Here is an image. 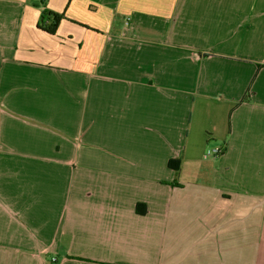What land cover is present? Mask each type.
Returning a JSON list of instances; mask_svg holds the SVG:
<instances>
[{
	"label": "crops",
	"instance_id": "obj_1",
	"mask_svg": "<svg viewBox=\"0 0 264 264\" xmlns=\"http://www.w3.org/2000/svg\"><path fill=\"white\" fill-rule=\"evenodd\" d=\"M0 264H264V0H0Z\"/></svg>",
	"mask_w": 264,
	"mask_h": 264
},
{
	"label": "trees",
	"instance_id": "obj_2",
	"mask_svg": "<svg viewBox=\"0 0 264 264\" xmlns=\"http://www.w3.org/2000/svg\"><path fill=\"white\" fill-rule=\"evenodd\" d=\"M61 16L57 14H44L41 18V21L38 23L40 29L44 30L49 34H55L58 28V25L61 21ZM50 22V23H48ZM48 23V24H47ZM169 166L174 168L175 170L178 169L179 161L178 160H170Z\"/></svg>",
	"mask_w": 264,
	"mask_h": 264
},
{
	"label": "built area",
	"instance_id": "obj_3",
	"mask_svg": "<svg viewBox=\"0 0 264 264\" xmlns=\"http://www.w3.org/2000/svg\"><path fill=\"white\" fill-rule=\"evenodd\" d=\"M221 153H222V152H221V150H219V149L211 150V151L209 150V151H208V154H209V155L212 154V155H215V156H218V155H220Z\"/></svg>",
	"mask_w": 264,
	"mask_h": 264
},
{
	"label": "rangeland",
	"instance_id": "obj_4",
	"mask_svg": "<svg viewBox=\"0 0 264 264\" xmlns=\"http://www.w3.org/2000/svg\"><path fill=\"white\" fill-rule=\"evenodd\" d=\"M211 151V150H210Z\"/></svg>",
	"mask_w": 264,
	"mask_h": 264
}]
</instances>
